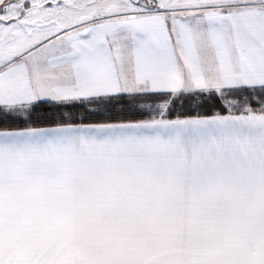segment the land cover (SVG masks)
<instances>
[{"label": "snow or ice", "instance_id": "snow-or-ice-1", "mask_svg": "<svg viewBox=\"0 0 264 264\" xmlns=\"http://www.w3.org/2000/svg\"><path fill=\"white\" fill-rule=\"evenodd\" d=\"M0 264H264V0H0Z\"/></svg>", "mask_w": 264, "mask_h": 264}]
</instances>
